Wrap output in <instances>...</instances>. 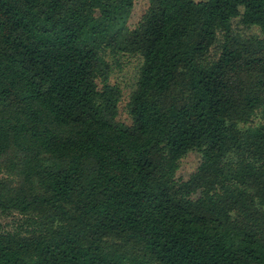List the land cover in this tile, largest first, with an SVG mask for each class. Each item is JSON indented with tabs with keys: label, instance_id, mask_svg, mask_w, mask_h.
I'll list each match as a JSON object with an SVG mask.
<instances>
[{
	"label": "trees",
	"instance_id": "trees-1",
	"mask_svg": "<svg viewBox=\"0 0 264 264\" xmlns=\"http://www.w3.org/2000/svg\"><path fill=\"white\" fill-rule=\"evenodd\" d=\"M134 3L0 0V264H264V0Z\"/></svg>",
	"mask_w": 264,
	"mask_h": 264
},
{
	"label": "rangeland",
	"instance_id": "rangeland-1",
	"mask_svg": "<svg viewBox=\"0 0 264 264\" xmlns=\"http://www.w3.org/2000/svg\"><path fill=\"white\" fill-rule=\"evenodd\" d=\"M199 1V0H198ZM148 6V0H135L134 8L129 19L130 28H134L139 22L142 14ZM234 21V26H236ZM106 61L111 65V84H117L122 90V100L119 105L118 119L125 124H131V118L126 109L131 93L136 88L138 71L142 64V59L138 55L111 54L107 52L104 55ZM200 161V154L190 152L179 162V169L176 177L181 180H187L193 174ZM19 216H2L0 215V225L5 230H14L19 223Z\"/></svg>",
	"mask_w": 264,
	"mask_h": 264
}]
</instances>
